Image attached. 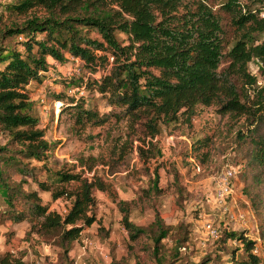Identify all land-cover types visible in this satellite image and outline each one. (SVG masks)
Listing matches in <instances>:
<instances>
[{
    "label": "trees",
    "instance_id": "1",
    "mask_svg": "<svg viewBox=\"0 0 264 264\" xmlns=\"http://www.w3.org/2000/svg\"><path fill=\"white\" fill-rule=\"evenodd\" d=\"M221 5L229 10V22L239 33L227 50L223 49L222 17L206 0H0V133L6 137L0 144V195L6 205L0 210V224L27 219L26 232L37 235L59 229L55 243L66 250L95 219L92 190L108 187L94 173L88 177L57 169L56 186L36 176L31 160L44 162L55 143L44 138L39 119L31 112L28 85L42 80L47 56L62 61L69 54L92 71L102 69L86 84L104 95L109 105L118 107L99 114L72 97L60 99L63 105L58 112L70 110L73 121L69 130L76 135L85 123L100 124L109 114L124 117L141 126V136L135 137L141 143L135 148L144 161L157 151L151 138L159 131V123L189 122L196 104H211L218 113L230 119L242 117L251 125L247 129L251 157L264 175V133H253L258 121L264 123V85L254 88L255 76L247 69L250 58L264 56V17L258 15L262 4L251 8L242 0H225ZM253 31L262 35L258 42ZM95 160L86 156L80 165L91 171ZM14 173L18 179L12 177ZM153 174L157 177L156 170ZM27 178L37 187L26 189ZM68 182H72L70 186L65 185ZM152 187L156 188L155 182ZM39 190L49 191L51 199H68L66 210L50 209L41 202ZM126 204L117 201L128 238L146 234L158 264L161 259L166 264L180 259V250L188 244L187 232L174 237L165 259L159 256L161 239L170 226L157 212L149 225L134 224ZM258 236L264 238L263 233ZM218 237L238 242L243 255L238 258L231 253L220 264H264L252 250L255 241L242 231H224ZM0 264L34 263L6 249L0 252Z\"/></svg>",
    "mask_w": 264,
    "mask_h": 264
},
{
    "label": "rangeland",
    "instance_id": "2",
    "mask_svg": "<svg viewBox=\"0 0 264 264\" xmlns=\"http://www.w3.org/2000/svg\"><path fill=\"white\" fill-rule=\"evenodd\" d=\"M206 1L222 17L225 29L223 49L227 50L239 33L229 22V10L221 5L225 0ZM242 1L251 8L262 4L258 15L264 17V0ZM251 35L256 37L255 42L262 37L258 31ZM118 38L125 41L123 34H118ZM46 59L48 66L44 76L41 81L29 82L28 95L32 101L31 112L37 115L44 138L55 145L47 152L44 162L31 160L36 166V176L56 186L54 172L57 169L80 172L88 177L94 173L108 183V187L107 190H92L95 203L91 211L95 219L82 228L66 250L55 243L59 229L43 235L32 231L27 233L29 220L24 219L18 223L0 224V252L10 249L13 254L34 264H158L152 252V242L146 234L142 233L133 240L128 238L117 205V201L124 200L128 218L134 224L149 225L157 212L170 226L161 239L163 251L159 256L166 259L174 237L187 232L188 244L185 250H180L182 256L173 264L183 260L220 264L231 253L242 257L238 242L218 239L224 231H242L246 238L255 241L257 254L264 260V238L258 236V233L264 235V175L251 157L247 130L251 125L245 119H230L226 114L218 113L211 104H196L189 122L159 123V131L151 138L157 151L154 157L142 161L135 148L141 143L135 138L141 136L139 124H130L124 117L116 119L109 114L100 124L85 123L76 135L69 130L73 121L70 110L63 108L58 112L63 105L61 100L68 97L99 114L117 111L118 107L109 105L104 95L86 84L97 78L102 69L92 71L80 58L75 59L69 54L62 61L49 56ZM107 60L110 61V57ZM247 69L255 76L254 88L264 85V56L250 58ZM76 85L82 87L81 92L69 90ZM238 133L242 135L237 137ZM253 133H264L262 121L257 122ZM130 138L132 146L129 148ZM5 140L0 133V144ZM86 156L96 158L91 171L80 165V160ZM229 165L235 168V172L230 179V194L225 203L233 211L242 212L241 219H229L213 199V177ZM154 170L157 173L155 178ZM12 177L19 178L15 173ZM153 182L156 188L152 187ZM23 186L26 189L37 187L30 178ZM38 195L41 202L61 213L69 203L65 197L51 199L49 191L39 190ZM5 207L0 195V210ZM206 224L217 227L218 235L210 236ZM159 264L166 262L161 259Z\"/></svg>",
    "mask_w": 264,
    "mask_h": 264
},
{
    "label": "built area",
    "instance_id": "3",
    "mask_svg": "<svg viewBox=\"0 0 264 264\" xmlns=\"http://www.w3.org/2000/svg\"><path fill=\"white\" fill-rule=\"evenodd\" d=\"M72 56V55H71ZM73 58H78L76 56H72ZM69 90H76L81 92L82 87H78V85L71 87ZM235 168L233 166H225L220 171H218L213 177V199L220 206L222 211L226 214L229 219L232 218H240L243 216L242 212H238L237 210L233 211L230 206H227L225 203L226 196L230 194V179L234 176ZM207 233L215 237L218 235L217 227L210 226L206 224ZM253 252H257L256 244L253 247Z\"/></svg>",
    "mask_w": 264,
    "mask_h": 264
}]
</instances>
